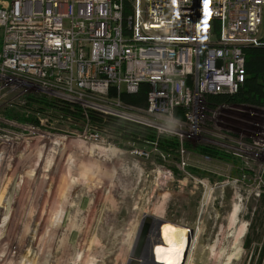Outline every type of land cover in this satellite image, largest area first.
I'll list each match as a JSON object with an SVG mask.
<instances>
[{
    "label": "rangeland",
    "instance_id": "rangeland-1",
    "mask_svg": "<svg viewBox=\"0 0 264 264\" xmlns=\"http://www.w3.org/2000/svg\"><path fill=\"white\" fill-rule=\"evenodd\" d=\"M61 96L0 71V264H126L143 215L174 224L163 264H264V106L209 109L191 91V121L125 110L150 143L95 140L49 106Z\"/></svg>",
    "mask_w": 264,
    "mask_h": 264
},
{
    "label": "built area",
    "instance_id": "built-area-1",
    "mask_svg": "<svg viewBox=\"0 0 264 264\" xmlns=\"http://www.w3.org/2000/svg\"><path fill=\"white\" fill-rule=\"evenodd\" d=\"M262 19L264 0H0V71L78 104L85 120L94 111L152 129L124 111L172 122L176 108L192 113L191 91L236 93L242 47L261 45ZM142 83L146 109L119 101Z\"/></svg>",
    "mask_w": 264,
    "mask_h": 264
},
{
    "label": "trees",
    "instance_id": "trees-1",
    "mask_svg": "<svg viewBox=\"0 0 264 264\" xmlns=\"http://www.w3.org/2000/svg\"><path fill=\"white\" fill-rule=\"evenodd\" d=\"M260 43V46L245 45L242 47L245 61V79L240 89L234 94L205 96V104L209 109H215L220 106H241L249 102H256L260 106H264V19H262ZM148 92L149 84L142 83L139 85L138 91L134 94L120 93L119 101L126 106L144 110L147 107ZM109 96L111 98L116 97L115 89H110ZM49 106L68 120L77 118L85 119L81 108L78 109L68 102L49 100ZM184 113V109L176 108L173 115L174 119L184 122ZM87 119L93 129H98L111 137H119L125 141L154 143L156 137L155 131L151 128L117 117L87 111ZM116 139L112 138L108 140L116 142ZM158 141L160 143L159 148L165 151L169 147L177 145L175 139L167 136H160ZM195 148L200 154L220 158V151H217L213 147L198 145ZM261 198L264 200V195H261Z\"/></svg>",
    "mask_w": 264,
    "mask_h": 264
},
{
    "label": "water",
    "instance_id": "water-1",
    "mask_svg": "<svg viewBox=\"0 0 264 264\" xmlns=\"http://www.w3.org/2000/svg\"><path fill=\"white\" fill-rule=\"evenodd\" d=\"M165 220L143 215L130 250L126 264H139L143 253H147L150 260L155 263L152 248L159 243V231ZM184 226V225H183ZM185 227V226H184ZM192 229H188L187 241L190 244ZM157 264V263H155Z\"/></svg>",
    "mask_w": 264,
    "mask_h": 264
},
{
    "label": "bare ground",
    "instance_id": "bare-ground-1",
    "mask_svg": "<svg viewBox=\"0 0 264 264\" xmlns=\"http://www.w3.org/2000/svg\"><path fill=\"white\" fill-rule=\"evenodd\" d=\"M236 208L235 206H232V212H231V218H234L235 215H236ZM174 224L173 223H170V222H164L161 227H160V231H159V243L154 246L152 248L153 250V256H154V259H155V263H157V260L159 261V263L163 264V262L159 259H163V256L164 254H166V245H165V235H164V232L168 229V228H171V226H173ZM158 264V263H157Z\"/></svg>",
    "mask_w": 264,
    "mask_h": 264
}]
</instances>
